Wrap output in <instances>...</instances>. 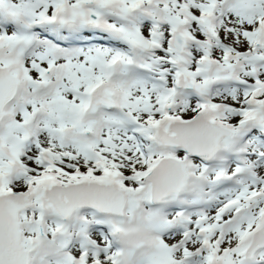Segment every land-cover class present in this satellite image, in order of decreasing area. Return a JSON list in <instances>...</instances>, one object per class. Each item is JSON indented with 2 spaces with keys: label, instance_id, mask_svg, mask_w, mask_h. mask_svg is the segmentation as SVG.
<instances>
[{
  "label": "snow or ice",
  "instance_id": "snow-or-ice-1",
  "mask_svg": "<svg viewBox=\"0 0 264 264\" xmlns=\"http://www.w3.org/2000/svg\"><path fill=\"white\" fill-rule=\"evenodd\" d=\"M0 264H264V0H0Z\"/></svg>",
  "mask_w": 264,
  "mask_h": 264
}]
</instances>
